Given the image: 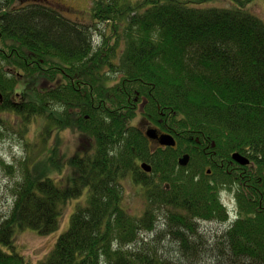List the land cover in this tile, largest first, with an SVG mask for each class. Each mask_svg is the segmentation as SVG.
<instances>
[{
    "label": "trees",
    "instance_id": "16d2710c",
    "mask_svg": "<svg viewBox=\"0 0 264 264\" xmlns=\"http://www.w3.org/2000/svg\"><path fill=\"white\" fill-rule=\"evenodd\" d=\"M191 1L93 0L86 24L49 0H0V114L15 116L21 133L41 120L81 145L63 187L38 176V155L21 165L0 220V264H31L13 247L16 228L50 235L63 205L85 192L37 264H264V21L245 0ZM146 123L176 148L154 149ZM129 178L143 188L142 216L123 205ZM221 190L235 192L238 218L213 243L198 221L227 223Z\"/></svg>",
    "mask_w": 264,
    "mask_h": 264
},
{
    "label": "rangeland",
    "instance_id": "374dc122",
    "mask_svg": "<svg viewBox=\"0 0 264 264\" xmlns=\"http://www.w3.org/2000/svg\"><path fill=\"white\" fill-rule=\"evenodd\" d=\"M52 5L57 4L68 19L73 21H81L86 24H91L92 19L91 7L93 0H49ZM135 3L140 0H127ZM209 1V0H208ZM207 1V2H208ZM211 0L209 3H204L201 6L198 0H192V6L197 8L223 7L237 8L239 3H233L231 0ZM244 1V0H242ZM33 0H22V4L26 5ZM20 5V4H19ZM244 7L264 21V0H245ZM100 28L104 29V26ZM95 45L100 44L102 36L99 31H95L93 38ZM125 47L121 42V47ZM3 101L1 102V104ZM15 116L7 113L0 114V220L6 218L11 213L14 204V187L21 181V165L28 161L40 157L37 160L38 176L40 178L53 179L60 187L66 185L65 177L71 176L72 169L70 166V158L76 153L80 145L79 137L72 131H59L58 129L49 130L46 133L45 121L30 122L27 132H20V127L17 126ZM134 125L138 126L140 118L135 119ZM48 127V126H47ZM49 129V128H48ZM45 134V135H44ZM44 136V137H41ZM45 148V149H43ZM58 150V154L57 151ZM41 151L40 155L39 152ZM43 151V152H42ZM38 155V156H37ZM12 167V168H9ZM142 168V167H141ZM124 186V201L125 209L131 212L134 216H142L147 208V200L143 188L137 185L132 179H126ZM84 196L77 200H72L63 205L62 216L59 227L53 233L47 236L39 235L35 230L29 228H16L13 247L21 255L25 257L31 264H37L45 260L53 251L59 237L68 231L71 217L76 212L78 206L87 204ZM221 202L224 204L228 212L229 220L222 224L217 220L198 221L200 231L209 240L216 241L221 237L226 230L238 218V204L235 192L221 190L219 193ZM162 213V212H161ZM160 213V214H161ZM161 223L164 221L161 220ZM148 234H142V237H147ZM7 253L13 252L10 247L3 246ZM210 260L214 258L209 255ZM209 264H213L211 261Z\"/></svg>",
    "mask_w": 264,
    "mask_h": 264
},
{
    "label": "water",
    "instance_id": "95a60500",
    "mask_svg": "<svg viewBox=\"0 0 264 264\" xmlns=\"http://www.w3.org/2000/svg\"><path fill=\"white\" fill-rule=\"evenodd\" d=\"M3 101V95L0 92V103ZM146 136L148 137V140L152 141V142H158V144L160 146L163 147H172V148H176L177 142L175 137H173L170 134H165L162 133L160 130L158 129H153V128H149L147 130ZM233 160L235 162L238 163V165L240 164L241 166H248L250 164V161L248 158L241 156L239 153H235L232 156ZM190 156L188 154L184 155L183 157L179 158V165L181 167H186L189 165L190 163ZM142 169L146 172V173H151L152 171V166L146 163L142 164ZM210 173V171H209Z\"/></svg>",
    "mask_w": 264,
    "mask_h": 264
},
{
    "label": "flooded vegetation",
    "instance_id": "af4514ba",
    "mask_svg": "<svg viewBox=\"0 0 264 264\" xmlns=\"http://www.w3.org/2000/svg\"><path fill=\"white\" fill-rule=\"evenodd\" d=\"M149 128H156V127H153L152 125H150L149 123H146L144 126H143V131H145V133H147V130L149 129ZM150 144H152V145H154V149H157V148H159L160 147V145L158 144V142H150ZM142 164V163H141ZM150 174V173H149ZM208 175H210V173H208ZM130 179H132V178H130ZM133 180V179H132ZM134 181V180H133ZM138 185V184H137ZM141 186V185H140ZM142 187V186H141Z\"/></svg>",
    "mask_w": 264,
    "mask_h": 264
}]
</instances>
